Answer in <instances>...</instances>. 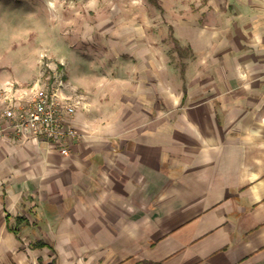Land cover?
<instances>
[{
    "label": "crops",
    "instance_id": "0c3cea01",
    "mask_svg": "<svg viewBox=\"0 0 264 264\" xmlns=\"http://www.w3.org/2000/svg\"><path fill=\"white\" fill-rule=\"evenodd\" d=\"M174 29L76 70L68 155L0 135V264H264V0Z\"/></svg>",
    "mask_w": 264,
    "mask_h": 264
},
{
    "label": "rangeland",
    "instance_id": "374dc122",
    "mask_svg": "<svg viewBox=\"0 0 264 264\" xmlns=\"http://www.w3.org/2000/svg\"><path fill=\"white\" fill-rule=\"evenodd\" d=\"M235 1L0 0V91L21 95L38 85L61 86L70 95L76 70L91 67L106 74L119 69L121 61L110 60V52L125 51L128 63L136 65V45L143 36L158 38L162 58H174L182 72L181 58L190 48L176 38L174 23H215L232 13Z\"/></svg>",
    "mask_w": 264,
    "mask_h": 264
},
{
    "label": "built area",
    "instance_id": "2783aa9c",
    "mask_svg": "<svg viewBox=\"0 0 264 264\" xmlns=\"http://www.w3.org/2000/svg\"><path fill=\"white\" fill-rule=\"evenodd\" d=\"M15 91L8 88L0 91V135L42 140L62 155H68L70 144L80 135L73 123L80 97L65 94L61 86L38 85L25 96Z\"/></svg>",
    "mask_w": 264,
    "mask_h": 264
},
{
    "label": "trees",
    "instance_id": "16d2710c",
    "mask_svg": "<svg viewBox=\"0 0 264 264\" xmlns=\"http://www.w3.org/2000/svg\"><path fill=\"white\" fill-rule=\"evenodd\" d=\"M30 244H31V246L34 247V248H35V247L40 248V247H43V246H49L50 248H52V246L49 245V243H47V242H45V241H43V240H36V241H34V242L30 243ZM54 262H55V260L51 261V262L48 263V264H54Z\"/></svg>",
    "mask_w": 264,
    "mask_h": 264
}]
</instances>
